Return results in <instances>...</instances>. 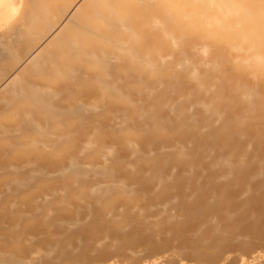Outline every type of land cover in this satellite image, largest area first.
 <instances>
[{
  "label": "bare ground",
  "instance_id": "6f19581e",
  "mask_svg": "<svg viewBox=\"0 0 264 264\" xmlns=\"http://www.w3.org/2000/svg\"><path fill=\"white\" fill-rule=\"evenodd\" d=\"M0 264H264V0H0Z\"/></svg>",
  "mask_w": 264,
  "mask_h": 264
}]
</instances>
